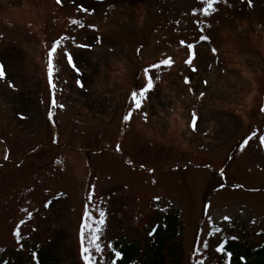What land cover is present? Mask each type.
<instances>
[{"label": "rangeland", "instance_id": "1", "mask_svg": "<svg viewBox=\"0 0 264 264\" xmlns=\"http://www.w3.org/2000/svg\"><path fill=\"white\" fill-rule=\"evenodd\" d=\"M17 1L0 0V65L5 73L0 78V232L6 240L11 239L9 232L22 214L26 200L47 204L55 200L53 193L67 190L71 207L61 196L48 210L43 208L26 215L37 227L36 234L31 232L34 230L31 226L28 232L38 235L43 245L60 259L66 262L74 259L79 215L88 210L98 217L100 196L111 210L107 228L103 226L101 245L114 237L119 224H122L119 229L131 238L137 237L134 228L140 231L142 223L136 224L127 218L130 204L121 195V186H112L115 198L107 197L103 191L101 195L96 192L91 194L86 206L82 205L77 190L89 182L83 156L88 151L92 159L89 170L97 177L98 187L103 185V171L123 172L108 179L129 184L132 177L125 173H131L135 179L132 195L136 198L140 191L147 192L161 179L154 193L164 202L170 200L185 210L182 212L186 225L183 227V264H188L193 235L201 217L203 235L218 227L239 242L260 240L256 232L258 229L264 232V145L258 139L262 134L258 131L257 137L243 149L240 145L244 139L240 138L256 112L258 77H262L264 70V0H252L251 6L248 0H229L234 2L232 8L222 6L213 21L203 15L195 17L188 11L192 6L189 0H167L166 3L162 0H61L64 7L59 10L61 14L78 10L81 4L90 11L82 12L88 24V29L80 31V39H84L79 40L77 32L74 42H62L72 53L79 73L67 63L62 51L55 60L58 69L53 77L55 106L47 91V59L43 57H47L52 43L42 51L43 35L39 29L49 5L46 1L26 0L16 9L12 4ZM181 6H184L182 12L174 14L172 7ZM174 16L182 20L172 21L170 17ZM146 19L148 26L140 30L138 26H143ZM197 19L202 23H197ZM24 24L40 35L41 40L31 35ZM95 27L100 36L93 32ZM109 28L115 32L111 38L105 36ZM11 33L19 34V41ZM200 36L209 39L200 40ZM135 39L144 42L142 46L133 48L129 42ZM181 40L185 41L184 45L180 44ZM188 43L195 45L191 65L185 63L190 54L186 48ZM77 44L88 47L79 48ZM163 53L173 63L160 67L165 69L162 71L165 75L156 77L162 80L160 85L142 101L140 117L133 118L136 124L143 123L141 127L150 121L161 128V134L156 135L153 126H146L144 131L150 137L146 140L131 125L125 124L123 134L114 142L125 93L134 77L136 56L150 61ZM184 78H187L186 84ZM233 106L235 111L231 110ZM50 108L65 115L60 142L72 141L74 146H82L65 145L66 153L60 162H51L58 150L54 146L43 144V148L31 149L45 142ZM145 113L149 117L143 121ZM193 113L197 117L195 130ZM96 124L97 128L91 127ZM167 143H175L178 152L174 156L168 153L166 158L156 157L162 154L160 150L166 153ZM4 145L11 161H5ZM125 147L132 154L126 157L137 165L134 171L114 154L115 150L123 152ZM28 149H31L29 154ZM70 150H78L77 163L72 161ZM96 151L102 152L93 157ZM229 154L232 158L226 167L228 185L244 186L248 190L227 186L214 191L211 187L218 181L213 173L192 165L210 164L209 167L218 168ZM21 159L22 163L17 166ZM32 165L43 169V173L21 177ZM127 199L133 200L130 196ZM205 199L208 202L203 210ZM225 216L230 221H225ZM230 228L235 229L233 233L229 232ZM244 229H248L247 234L243 233ZM93 252L98 253L94 249Z\"/></svg>", "mask_w": 264, "mask_h": 264}, {"label": "trees", "instance_id": "2", "mask_svg": "<svg viewBox=\"0 0 264 264\" xmlns=\"http://www.w3.org/2000/svg\"><path fill=\"white\" fill-rule=\"evenodd\" d=\"M188 2L192 4L189 9L200 6L199 0ZM44 22L47 25V19ZM47 34L49 38L54 35L53 32ZM31 35L38 40L41 39L32 31ZM131 43L134 46L142 45V42ZM258 89L255 115L264 118V111H262L264 109V76L259 78ZM150 195L154 204L151 198L148 201H142L145 197H141L133 210L135 218L132 222L142 223V229L137 232L138 238L130 239L125 234H117L112 240V247L105 255L99 253L94 256L97 264H110V259H115L112 248L123 254L122 258L117 260V264H183L185 253L180 211L172 202H164L155 193ZM157 197L159 199H156ZM201 228L202 222L199 221L188 264H264V242L257 248L251 249L250 246H240L237 241L214 234H207L201 238ZM134 230L136 231V228ZM205 243L207 247H204ZM219 244L224 245L225 252L217 250ZM227 253L232 255L229 257ZM0 264H85V261L79 255L71 263H66L43 248L37 240H25L23 246L5 251V257H0Z\"/></svg>", "mask_w": 264, "mask_h": 264}, {"label": "snow or ice", "instance_id": "3", "mask_svg": "<svg viewBox=\"0 0 264 264\" xmlns=\"http://www.w3.org/2000/svg\"><path fill=\"white\" fill-rule=\"evenodd\" d=\"M220 2H221V0H199L200 6L198 8L193 9V14L195 15V13L197 11H199L205 17L210 16L217 11V8L215 7V5H218ZM223 2H226V0H223ZM57 3H61V0H57ZM251 3H252V0H248L249 6H251ZM78 10L81 12H84V13H88L90 11L87 7H84L82 4L78 6ZM196 22L202 23V21H200L198 19ZM70 23L74 24V25H79L80 27H84V25L79 20H76V19L71 20ZM201 31H202V29H201ZM69 39L73 40V42H74V37H71V38L69 36L60 37L59 39L55 40L52 43V45L49 47L48 52H47L48 82H49V85L51 86V88L53 90L56 87V85L53 81V77H54V74L58 71V69L56 68L55 60L61 51H62V54H63L64 58L66 59L67 63L77 73H79V68L76 66V63L74 62V58H73L72 53L69 52L67 50V48L62 43L63 41H66ZM208 39H209V37H207V36H200V40H208ZM180 44L184 45L185 41L181 40ZM76 46L79 48L88 47V45H84V44H77ZM194 47H195V45L192 43H188L186 45V48L189 50L190 54L188 56V59L185 61V63H187L189 65L192 64V61L195 58V52L193 51ZM212 51L215 52L216 49L213 48ZM172 63H173L172 58L168 57L166 59L159 61L158 63L151 64V65H149L143 69V76L145 79V83L143 84V86L138 91L134 90L131 93V100L134 104L135 109H140L142 107V101L147 98V94L154 88V80H153V76H152L153 69H158V68H160L161 65L170 66ZM192 70L196 71L195 68H193ZM4 76H5V73L3 70V65H0V78H3ZM186 82H187V78H186ZM77 83L80 84L81 87H83V85L81 84L80 81H77ZM201 95H203V93H201ZM51 103L53 106H55V104H56L55 98L52 99ZM60 107L62 108L63 105H60ZM262 111H264V109H262ZM49 116L50 117L52 116L51 112L49 113ZM145 116H146V114H145ZM131 117H132V112L129 111L123 117V119H124V121H129L131 119ZM196 119H197V117H195V113H193V121H192L193 130H195V127H196ZM258 131L259 130L252 131L251 134L243 140V143L240 145L241 149H243L245 146H247L253 138L257 137ZM258 139H259V143L261 145H264V135H260L258 137ZM117 150H119V146H117ZM5 158H7V157H5ZM223 174H224V172H223V170H221V175H223ZM156 199H159V198L157 197ZM28 215L31 216V213H29ZM84 216L86 217V219L82 223L81 233H80L81 256H82V259L85 261V264H97V261L94 258L93 249L95 252H101L102 253L104 251V247L101 245V243L99 241H100L101 233L103 231V226H104L105 220H106L105 212L103 210H100L98 217H94L90 211L86 210L84 213ZM223 219L225 221H230L231 218L228 216H225ZM20 223L22 224V223H24V221L22 220ZM85 230L88 231L87 246H85ZM220 231H221L220 228H218V227L214 228L213 232L209 233V235L219 233ZM15 235L17 237L20 236V232L18 229L15 232ZM232 239H236V237H233ZM107 247L111 248L112 247L111 243H109L107 245ZM204 247H207V243L204 244ZM217 250L220 252L226 251L223 244H219ZM112 251L114 253L115 259H110V264H117V260L121 259L123 254L121 251L116 250L115 248H112ZM227 255L230 257L232 254L227 253ZM241 259H243V257Z\"/></svg>", "mask_w": 264, "mask_h": 264}]
</instances>
